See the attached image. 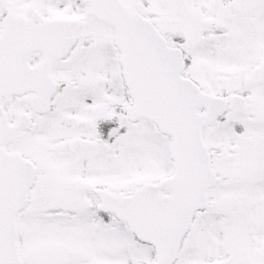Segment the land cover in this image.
I'll list each match as a JSON object with an SVG mask.
<instances>
[{"label": "snow or ice", "instance_id": "1", "mask_svg": "<svg viewBox=\"0 0 264 264\" xmlns=\"http://www.w3.org/2000/svg\"><path fill=\"white\" fill-rule=\"evenodd\" d=\"M0 264H264V0H0Z\"/></svg>", "mask_w": 264, "mask_h": 264}]
</instances>
